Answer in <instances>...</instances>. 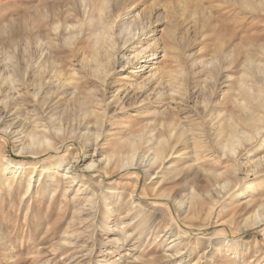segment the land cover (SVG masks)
I'll return each instance as SVG.
<instances>
[{"label": "rangeland", "instance_id": "obj_1", "mask_svg": "<svg viewBox=\"0 0 264 264\" xmlns=\"http://www.w3.org/2000/svg\"><path fill=\"white\" fill-rule=\"evenodd\" d=\"M0 163V264H264V0H0Z\"/></svg>", "mask_w": 264, "mask_h": 264}, {"label": "bare ground", "instance_id": "obj_2", "mask_svg": "<svg viewBox=\"0 0 264 264\" xmlns=\"http://www.w3.org/2000/svg\"><path fill=\"white\" fill-rule=\"evenodd\" d=\"M256 0H252V2L254 3ZM262 1V0H261ZM138 18V16H136L135 17V20H133L131 23H135V22H137L139 19H137ZM134 19V18H133ZM145 19V18H144ZM147 20V19H146ZM144 20V21H141V19H140V21L138 22V24H137V26H136V29L138 28L140 31L138 32V34L140 35V37L141 36H146L148 33H150V26L152 25V23L149 21V20ZM136 25V24H135ZM135 29V28H134ZM128 30V29H127ZM139 35H132L131 34V37L130 38H128L127 40H133L134 39V36L136 37H138ZM126 40V41H127ZM111 44H109L108 46H110ZM142 53H145V51H143V52H140V53H138V54H136V55H134L133 57H131V58H133V60L130 62V64H132L133 66H135V65H140L138 68L140 69H144L145 67H146V64L147 63H149V62H151V61H153V59H155L154 58V53H150V54H148V56L146 55V57H142L140 54H142ZM97 55V54H96ZM141 56V57H140ZM145 56V55H144ZM130 58V59H131ZM142 58H144V60L143 61H141V62H139V59H142ZM95 61V63H97V65H95V67H94V69H92V66H90L89 64H87V66H88V70L90 71V70H94V71H100L101 69H103V67L101 66V64L100 63H98V61H97V59H95L94 60ZM129 63V62H128ZM142 63V64H141ZM148 67V66H147ZM135 68H137V66L135 67ZM150 68V66L148 67V69ZM104 72H106L107 71V69H105L104 68V70H103ZM144 71V70H143ZM149 72H152V68H150V70H149ZM107 73V72H106ZM137 73V72H136ZM151 77H152V75H151ZM118 91L119 90H116V92L118 93ZM121 95V94H120ZM126 96H128V94L127 95H123V96H121L120 98H119V101H121V102H123L122 100H124V99H126L125 97ZM118 98V97H117ZM120 103V102H119ZM12 134V133H11ZM14 134V133H13ZM37 144V143H36ZM64 148V147H63ZM66 148V147H65ZM61 149V148H60ZM62 150V149H61ZM63 151V150H62ZM80 152V151H79ZM34 154H37V152H33ZM58 153L59 152H53V155H51L52 156V158L51 159H57L58 157H56L57 155H58ZM49 158V157H48ZM43 159V158H42ZM99 162V161H98ZM1 164V163H0ZM102 164V163H101ZM5 168H4V171H6L9 167H13V165H15L14 163H12V162H9V161H5ZM101 166V165H100ZM107 166V165H106ZM56 167H59V163H57V165H56ZM93 167V164H91L90 165V167L89 168H92ZM122 167V166H121ZM129 168H131V167H129ZM74 170H75V168H74ZM91 174H93V175H96V176H100L101 178H103V180H107V178L104 176V175H102V173H101V170L100 169H93V171L91 172ZM69 179H71L72 180V183H73V181L75 180V176H74V178L73 177H70ZM138 196V195H137ZM256 220V219H255ZM264 223V220H258L256 223H255V225L258 227L259 225H261V224H263ZM191 231V230H190ZM190 231H188V232H190ZM177 233V232H176ZM195 235V234H194Z\"/></svg>", "mask_w": 264, "mask_h": 264}]
</instances>
